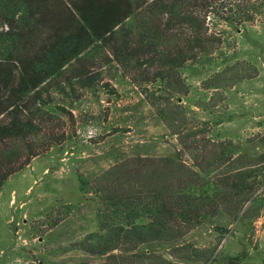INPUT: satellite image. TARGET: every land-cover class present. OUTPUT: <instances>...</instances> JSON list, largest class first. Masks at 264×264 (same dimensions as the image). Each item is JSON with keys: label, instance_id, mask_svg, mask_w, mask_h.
<instances>
[{"label": "rangeland", "instance_id": "1", "mask_svg": "<svg viewBox=\"0 0 264 264\" xmlns=\"http://www.w3.org/2000/svg\"><path fill=\"white\" fill-rule=\"evenodd\" d=\"M213 30L223 42L213 61L188 63L156 82L154 68L99 61L92 89L77 85L54 97L60 142L0 192V264L83 258L70 247L97 229L99 205L80 192V179L91 192L115 167L165 159L176 162V182L181 176L207 191L231 177L241 190L221 187L222 209L183 240L150 246L144 264H226L231 256L264 264V16ZM225 148L231 151L223 156Z\"/></svg>", "mask_w": 264, "mask_h": 264}, {"label": "trees", "instance_id": "2", "mask_svg": "<svg viewBox=\"0 0 264 264\" xmlns=\"http://www.w3.org/2000/svg\"><path fill=\"white\" fill-rule=\"evenodd\" d=\"M263 16L264 0H0V192L60 142L54 97L77 85L92 89L94 64L113 59L154 68L155 82L169 79L188 63L214 60L223 43L215 23L239 28ZM175 163L115 167L91 192L80 179V192L98 200L97 229L70 247L84 257L69 264H144L150 246L177 243L218 213L226 200L221 187L241 190L231 177L207 191L181 176L176 182Z\"/></svg>", "mask_w": 264, "mask_h": 264}]
</instances>
